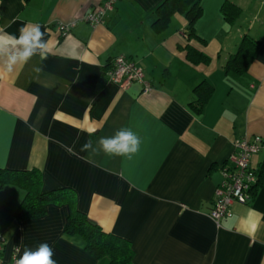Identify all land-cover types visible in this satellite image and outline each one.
<instances>
[{"label": "crops", "instance_id": "crops-1", "mask_svg": "<svg viewBox=\"0 0 264 264\" xmlns=\"http://www.w3.org/2000/svg\"><path fill=\"white\" fill-rule=\"evenodd\" d=\"M102 1L0 0V37L38 24L49 47L46 59L11 72L0 53V169L36 167L45 191L73 189L92 222L129 240L134 264H264V179L230 216H209L233 142L264 139V0H199L192 22L175 9L161 24L165 0H116L91 26L84 16ZM229 3L241 10L233 21L223 12ZM246 35L260 40L254 57L242 71L227 69ZM117 55L143 68L150 92L106 79ZM121 127L142 139L132 158L81 151ZM263 163L264 145L251 166ZM24 195L17 185L0 189L5 260L13 247L20 256L47 242L57 264H109L64 233L67 205L18 220Z\"/></svg>", "mask_w": 264, "mask_h": 264}, {"label": "trees", "instance_id": "trees-1", "mask_svg": "<svg viewBox=\"0 0 264 264\" xmlns=\"http://www.w3.org/2000/svg\"><path fill=\"white\" fill-rule=\"evenodd\" d=\"M175 9L184 10L192 20L200 12L199 0H165L158 8L157 24L169 19ZM240 8L234 4H227L223 12L228 21H233L240 14ZM260 40L244 36L237 52L227 61V69L244 70L254 57ZM198 88V87H197ZM208 95V94H207ZM207 96L198 98L199 105H203ZM257 186L264 179V163L257 169ZM8 184L19 186L25 195L19 204L15 216L18 220L34 219L44 215L49 205H67L69 214L66 219L64 233L79 235L84 240L85 250L97 259H106L109 264H134V251L129 240L116 234L104 231L101 226L92 222L85 213L77 208L75 191L68 187L54 188L45 191L42 185V175L39 168L26 170L0 169V189Z\"/></svg>", "mask_w": 264, "mask_h": 264}, {"label": "built area", "instance_id": "built-area-1", "mask_svg": "<svg viewBox=\"0 0 264 264\" xmlns=\"http://www.w3.org/2000/svg\"><path fill=\"white\" fill-rule=\"evenodd\" d=\"M115 1L103 0L88 12L84 19L91 26L102 23L104 14L113 8ZM60 28L65 31L68 29L65 25H61ZM105 77L120 87H128L137 82L141 84L143 93L152 90L149 81L144 77L143 68L124 55H117L111 59ZM263 145L264 139L260 135L244 136L233 142V152L221 167V180L214 190L213 206L209 212V216L215 222L218 223L222 218L231 215L233 203H246L253 196L258 177L257 170L251 166V157L259 152ZM18 258L19 248L13 247L9 261L0 253V264H15V259Z\"/></svg>", "mask_w": 264, "mask_h": 264}, {"label": "clouds", "instance_id": "clouds-1", "mask_svg": "<svg viewBox=\"0 0 264 264\" xmlns=\"http://www.w3.org/2000/svg\"><path fill=\"white\" fill-rule=\"evenodd\" d=\"M43 37L44 32L38 24L22 27L19 37H0V53L7 55L6 70L13 71L17 64H26L33 56L46 59L49 47ZM40 70L35 68L37 72ZM141 144L142 139L136 132L130 127H121L112 136L100 137L96 146H93L91 140L86 141L81 151H87L89 156L103 153L130 159L140 151ZM53 256L51 246L42 242L35 250L26 247L22 255L15 259V264H57Z\"/></svg>", "mask_w": 264, "mask_h": 264}]
</instances>
